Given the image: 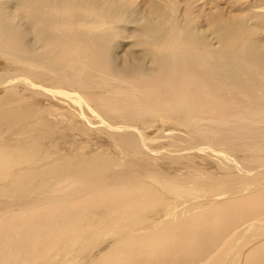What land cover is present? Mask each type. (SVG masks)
Listing matches in <instances>:
<instances>
[{
	"label": "rangeland",
	"instance_id": "obj_1",
	"mask_svg": "<svg viewBox=\"0 0 264 264\" xmlns=\"http://www.w3.org/2000/svg\"><path fill=\"white\" fill-rule=\"evenodd\" d=\"M52 1L46 0L42 7L40 5L32 6L26 0L1 1L5 3L4 6H0V17L2 14L7 15L9 20L3 22L0 18V84L7 82L10 79L9 76L16 69H20L21 66L24 68L29 61L39 66L40 71L46 70L56 75L68 74L70 76L81 71L83 75L80 78H84L83 87L90 92V95L96 97V94L99 95L94 110L107 118L103 122L108 121L105 124L91 118L92 127L95 130H93V134L99 139V146L105 154L112 153L114 157H116L118 149H113L110 144L106 143L105 134L106 132L111 133L106 128L109 125L135 128L146 137L151 136L148 138L155 141H153V147L157 148L161 142V136L166 132L164 130L168 127L158 128L156 126H159V123H156V128L144 130L145 125L155 121L157 116L164 112V109L159 105L162 101L159 94L164 95L166 99L170 95L171 89L169 88L185 85L187 86L185 92L179 87H175L174 92L177 96L183 94L180 95L179 106L172 109V114L179 115L192 108L193 111L189 112L195 129L215 137L212 138L214 146L211 145V149L224 151L227 156L229 155L228 157L232 160L222 154V161L225 164L234 167L248 166L250 172L222 186L229 192L239 194L233 195L232 199L221 201L220 207L216 210L207 208L209 202L205 200L207 196L208 199L211 196L209 193H205L206 190L196 191L198 193L192 192L190 196L184 197L185 202L175 205L171 203L169 196L150 189H148L149 193H143L138 188L123 190L124 192L120 193L113 185L115 182L108 183L110 184L108 186L98 187L99 190L96 193L83 194L68 202H62L69 187H64L65 189L63 186L56 187L52 193L58 196L60 201H57L53 207L44 206L43 209L35 210L31 208L33 205L24 206L21 201L13 204L16 210L20 209L19 211H21L24 207L25 211H21L22 218L19 216L1 221L0 264H23V260H27L25 264H39L40 262V264H83V253H87L92 247L90 244L85 247L80 246L88 236V231L89 233L97 232L104 228L105 230L103 229L102 232L117 234L115 230L120 225L118 224V226L116 223L131 222L134 224L136 221H154L151 220V215L158 209H160L162 217L155 218L156 222L157 220L164 221L163 219L171 221L169 225H165L166 227L157 229L158 232L163 233L159 232L162 235L169 231V226H174L176 229L180 226L181 236V233H186L190 226V228H195L202 224L197 230L202 229L200 234L205 231L204 235L198 243L194 242V244L200 246L201 241L208 244H204L202 249L197 252H202L204 256L198 260L209 259L211 250L217 248V255L225 253L227 258L208 264H226L230 261V258L228 259L230 253L231 264H256V258L264 252V236L261 237L262 239L255 238L248 241L246 247L235 254H233V249L235 243H238L234 240L237 238L236 240L240 241L241 230L243 232L241 228L257 227L264 224V178H261L264 176V168L262 166L259 168L260 163L264 166V0H55V3ZM63 5L69 6V11L64 14L58 13V8ZM42 18L43 22L39 23ZM213 20L216 22L213 23ZM97 26L103 28L99 32H94ZM165 45H170L174 49L172 56H169L168 53L162 55L156 52L157 47L166 48ZM175 49H180L178 54L175 53ZM106 53L111 56V59L104 62L105 59H98L101 54ZM85 54H88L89 58ZM76 55L78 56L76 57ZM97 55L99 56L96 57ZM114 58L123 59V65L120 67L119 62L115 65ZM17 59L19 60L17 61ZM20 59H22V63L18 65ZM128 61L129 63H127ZM110 64L118 70L117 77L121 79L135 73L141 74L140 80H147L139 82L146 86L145 90L139 89L138 83H133L129 92L135 97L132 94L127 96L128 91L126 90H122L121 94L109 93L104 97L107 89H103L99 77L101 79V76L104 78L116 76L115 72L106 67ZM170 68L176 72L171 87L159 81L165 74L172 71ZM159 71L162 72V75ZM99 73L100 75H98ZM24 74L30 77V82L38 84L42 90L58 88L54 82L42 81V78L45 77L41 75L33 77L28 71H24ZM153 80L156 81V90L158 89L156 91L159 96L158 102L148 92L149 84L153 83ZM130 84L132 85V83ZM130 84L125 83L124 85L131 87ZM61 89L73 90V88L65 86H61ZM78 95L81 96L80 93ZM49 96L50 94L42 91L36 100L43 101L44 109L49 107L60 109V106L54 103L55 101L53 102ZM164 98L161 97V99ZM106 99L111 100L114 105L119 107L116 114L111 116L103 113L101 102ZM82 101L79 106L83 110L86 106L93 105L86 103L84 98ZM143 105L147 106L143 108ZM199 105L202 106L201 109H198ZM134 107L138 110L143 108L149 114L145 117L137 115L140 119H136V114L134 115L136 108ZM207 109L210 112H207ZM38 115H40L39 112L34 115V118ZM47 115L45 117L43 114L42 117L48 118L49 125L46 126L48 130L44 131L43 140L39 138V144H45L47 140L50 141L54 137L58 148L45 151L43 149L40 156H43L44 152H49L47 155L52 158L59 156V152L65 155L75 154V156L83 153L79 151L83 145L81 142H86L87 139L79 135L80 130L74 123H71L70 117L58 110L47 112ZM109 116L111 117L108 118ZM197 119L204 121L196 124ZM102 127L104 130L101 129ZM51 130L52 132H50ZM26 131L27 128L24 132ZM50 136L52 137L50 138ZM94 143L93 146L92 144L88 145L91 152L99 150V147H95ZM39 144L38 146H40ZM84 151L90 152L88 149ZM186 151H184L186 158L205 160L203 159L205 155L196 149L191 150V153ZM157 155L159 156L157 160L161 159L165 163L176 162L174 156L169 157L165 153ZM75 156L74 159H76ZM250 156L253 158L250 159ZM233 159L237 161L238 165ZM182 163L189 162L185 160ZM250 167L253 168H251L253 171ZM193 170L194 172L214 171L212 168L206 170L195 168ZM261 171L262 175H260ZM111 172L110 170L108 174L110 175ZM213 174L216 177L220 176L218 173ZM199 176L201 175H198L197 178L200 180ZM214 181L218 182L219 179H214ZM261 181L263 186L259 185ZM218 185L220 184L216 186ZM252 188L256 190L253 191ZM86 191L92 192L93 190ZM196 197L202 199V205L197 204L201 201ZM131 203L140 205L132 207ZM183 204L185 211L180 212L178 207ZM169 215L173 217L170 218ZM214 221L219 222L217 224L220 229H214V232H211L209 231L210 224ZM205 224L209 225L205 226ZM85 226L88 227V230L84 229ZM257 230L256 233H254V229L251 230L252 233L247 231L249 236L254 234L253 237L264 231L260 230L258 233ZM219 231L221 232L219 233ZM66 232H70V235L64 237ZM14 233L19 236L15 238ZM238 233L239 236L236 235ZM12 237L13 239L10 240ZM246 238H241L243 244H246L244 243ZM73 239L77 242H74L77 246L76 252L81 247L74 254L70 250ZM80 239L82 241H79ZM6 243L10 246H8L9 250ZM122 246H125V243ZM213 246L214 248H212ZM204 248H208V250L203 251ZM106 251L108 250L101 252ZM240 253L243 256L240 258H243L242 260L239 259ZM75 254L77 255L75 256ZM26 256L28 258L24 259Z\"/></svg>",
	"mask_w": 264,
	"mask_h": 264
},
{
	"label": "bare ground",
	"instance_id": "obj_2",
	"mask_svg": "<svg viewBox=\"0 0 264 264\" xmlns=\"http://www.w3.org/2000/svg\"><path fill=\"white\" fill-rule=\"evenodd\" d=\"M1 1L2 0H0V6H4L3 4L5 2H1ZM45 1L46 0H26V2L30 3L32 6L40 5V7L43 6ZM52 3H55V0H53ZM69 9H70L69 6L63 5L58 8L57 12L64 14L65 12L69 11ZM0 18L1 21L3 22L9 20V17L4 14H2V17ZM43 18L41 21H39V23L43 22ZM214 22H216V20H213V23ZM102 28H103L102 26H97L95 27L94 32H99L102 30ZM165 46L166 48L163 46L157 47L156 52L162 55L168 53L169 56L170 55L172 56L174 53V49H172L170 45H165ZM179 51L180 49H175L176 54H178ZM146 52L148 53V51ZM85 55L86 57H88V54ZM72 56H74V54H72ZM77 56L78 55H76V57ZM98 56L99 55H97L96 57ZM201 57H205V56H201ZM98 59H105L103 60L104 62L107 59H111V56L108 55V53L101 54L98 57ZM6 60L11 61L10 59H6ZM18 60L19 59H17V61ZM196 60L198 61V59ZM118 62H119L118 65L120 67L124 63L123 59L121 58L113 59V63L115 65H117L116 63ZM21 63H22V59H20L18 65H20ZM127 63H129V61ZM106 67H109V70L115 72L116 76H114L113 78L111 76L105 78L101 76V79L99 77V80L102 81L103 89H107L105 91L107 93L104 94V97L107 96V94L109 93L121 94L122 90L128 91L127 96H129L130 94H132L129 91H131L133 83H138L139 89L145 90L144 87L146 86L143 84H139V82L147 81V80H140L142 78L141 74L135 73L132 76L128 75L125 78L121 79L117 77L118 70H116L115 67L112 66V64ZM170 69L172 70V68ZM24 71L30 72L33 75V77H38L39 75H41L45 77L42 78V81L54 82L57 84L58 88L42 90L38 84L29 81L30 77L25 75ZM175 71H177V69H175ZM100 73L98 75H100ZM160 73L162 75V72ZM81 75H83L81 71H79L78 73H73L70 76L68 74L56 75L46 70L40 71L39 66L35 65L32 61H29L26 63L24 68L21 66L20 69L19 68L16 69L14 73H12L9 76L10 79H8L7 82L0 84V89H1L0 92V224L3 219L6 218L14 219L22 215L21 211L22 210L25 211V208L23 207L21 211H19L20 209L16 210L13 205L18 201L19 202L21 201L22 204L24 203V206L33 205L31 208L35 210H37V208L43 209L44 206L53 207L55 203L60 200H58L59 199L58 196L54 195L52 191L56 187H60V186H63V189H65L64 187L67 188L69 187V190L65 192V197L63 198L64 201L62 202H68L69 200L75 197H79L83 194L96 193L99 190L98 187L108 186L110 185L108 184L110 182L112 183L115 182V184L113 185L116 189H118L120 193H123L124 192L123 190L126 191L127 189H137V188L140 189L139 191L143 193L145 192L149 193L148 189H150L158 193L165 194L166 196H169L170 198L169 200L171 201V203L175 205L185 202L184 197L190 196L192 192H196L198 190H200L199 192H201L206 190L205 193H209V195L211 196V198L208 199V196L204 194L205 196H207V199L205 201L208 200L209 206L207 208L210 210L218 209L220 207L221 201L232 199L233 195L239 194L235 192H229L222 186H225L230 181H235L239 179L240 176L247 175L250 172L249 167L238 165L235 159L233 160L240 167L230 166L229 164H225L222 161L223 160L222 154L226 155V153L224 151H215L214 149H211V147L214 146L213 145L214 140L212 138L215 137H213V135L209 133L198 132V130H196L194 125L192 124V121L190 119V115H191L190 112L193 111L192 108H190L189 110L190 112L189 111H184L182 113L179 112L180 113L179 115L172 114L173 113L172 109L175 106H179L181 102L180 95L183 94L181 93L179 96H177L174 92L175 87L176 88L179 87V89L184 91L185 89H187V86L177 85L174 86L173 88H169L171 89L170 93L168 92L170 95L166 99L164 98L165 97L164 95L159 94L161 97L164 98L161 99L160 97V100L162 101L159 103L160 107L164 109V112L160 116H157L158 118L155 121L146 124L144 128V130L145 129L149 130L155 127L156 123H159L158 124L159 126H156L158 128L160 127L165 129V127H168V129L166 130L163 129L166 132L163 134V136H161L160 139L161 142H159L160 144L158 143L159 146L157 145V148L153 147L154 140L152 138H148L151 136L146 137L145 135H143V133L139 132V130L135 128L126 127L122 125H116V127H112L111 125H109L106 128V130L111 131V133L106 132L105 137L107 138L106 143H108V145L110 144V146L113 149H118V153L115 151L116 157H114L112 153L111 154L107 153L108 155L105 154L104 150L101 149V147L99 146L100 143L99 139L95 137L96 136L95 134H93L94 128L92 127L93 122L91 118L100 120V122L105 124L108 123V121L103 122V120H106L107 118L94 110V106H96L98 103L97 97L99 95L96 94L97 97L92 94L90 95V92L83 87L84 78L83 77L80 78ZM174 76H176V72H173L172 70L171 72L165 74L164 77L161 76L163 78H161L159 81H162L163 84L165 85L167 84V86L171 87L173 86L172 79ZM153 81H154L153 83L149 84L150 89L148 92L158 102L159 96L157 95L158 93L156 94V91H158V89L156 90V85H155L156 81L155 80ZM125 83H129V84L132 83V85L130 84L131 87H128L127 85V87L129 88L128 89L127 87H125L124 85ZM61 86H65L67 88H73V90L71 89L62 90ZM113 88H115L114 91H112ZM147 88H149V86H147ZM42 91H44L48 95L50 94L51 96V97L49 96L50 99H52L53 102L55 101L54 103L59 105L60 109H53L51 107L44 109L45 107L42 106L43 101L36 100L37 96H39L40 93H42ZM78 93H80L81 96H79ZM132 96L134 95L132 94ZM82 98L85 99L86 103L93 105L86 106L84 110L81 109L79 104L83 102ZM101 106H102L101 109L104 111L103 113L111 116L116 114L119 110V107L114 105L112 101L109 99L102 101ZM146 106L147 105H143L142 107L145 108ZM187 107L189 108V106ZM143 108L142 110H138L137 108L135 109L134 115L136 114V119H140L139 117H137V115H141V116L143 115L145 117L147 114H149ZM193 108L196 109V107ZM201 108L202 106L199 105L198 109ZM209 108L212 109V107ZM52 110L54 112L57 110L63 111L65 114H67V116L70 117L71 123H74L75 126L80 130L79 135L84 136L87 139V141L85 140L86 142L84 141L83 143L81 142V144L83 145L82 146L80 145L81 147L79 151L83 153L80 152L81 154L79 156H75V154H71V155L70 154L65 155L64 153L60 154V152L58 153L59 156L53 158L47 155L49 152H44L43 156H40L43 149L45 151L46 149L56 150L58 148L57 143L54 137L52 136H50V138L52 137L50 141L47 140V143H45L46 145L39 144V138L43 140L42 136L44 134V131L48 130V128L46 127L49 125V123L47 122L48 118L46 119L45 117L47 115V112H50ZM37 112H39L40 115L34 118V115ZM207 112H210L209 109H207ZM43 114L45 115V117H42ZM111 116H109L108 118H110ZM201 121L204 120L197 119L195 123L198 124ZM25 128H27L26 132H24ZM103 128L104 127H102L101 129L104 130ZM50 132H52V130ZM93 143L95 144V147L97 146L99 147V150L97 152H91V148H88V145L91 146L92 144L93 146ZM38 144L40 146H38ZM61 148H59V150ZM85 149H88L90 152H85L84 151ZM195 149L198 150L203 155H205V157L203 158L205 160L197 159V158H186L184 156L185 155L184 151L190 150L189 152L191 153ZM256 152L257 150L255 151V153ZM162 153H165V155H169V157L174 156L175 158L174 160H176V162L165 163L164 161H161V159L157 160V158H159L157 154H162ZM74 156L76 157V159H74ZM251 157L252 156H250V159ZM248 158L249 156L246 159L245 158L244 159L247 161ZM181 160L182 161L186 160L189 163H182ZM241 161L244 162V160ZM240 163L243 164L242 162ZM210 164L212 165L210 166ZM259 165H260L259 168L261 166L264 168L262 163H260ZM195 168H202L203 170H206L207 168L209 169L212 168L214 169V171H211L212 173L194 172L193 169ZM251 168L252 167H250V169ZM110 170L112 171L111 172L112 174L110 173L109 175L108 172ZM213 173L215 174L218 173L220 174V176L216 177ZM260 173H261L260 175H262L264 172L262 173L261 171ZM198 175H201L199 176L200 180L199 178H197ZM261 178H264V176ZM214 179H219V181L215 182ZM93 184L96 185L93 186ZM217 184L220 185L216 186ZM259 185H262V181L261 184ZM85 189L93 190V191L87 192ZM255 190L253 189V191ZM196 198L199 199V197ZM28 199L30 200L28 201ZM201 200L199 199V201ZM197 204L202 205V201L200 203L198 202ZM133 205H140V204L131 203L132 207ZM194 205L195 203L193 204V206ZM164 208L166 209L165 206ZM184 209H185L184 204L178 207V210L180 212H182ZM159 210L160 209L154 211V213L151 215L152 218L151 220L154 221H136L134 224H132L131 222L125 224L116 223L117 225L118 224L120 225V226L118 225L119 228L115 230L117 234L109 233V232L106 233L105 231L102 232L104 228L103 229L101 228L102 229L101 231L96 230L97 232L92 231L89 233L88 231L87 234L88 236H86L85 241H82V239L79 240L82 241V244H80L81 247H85L87 244L92 245L91 249L88 250L87 253H83L84 254L83 264H196L197 262L199 264H208L209 262L216 263L219 261V259L224 260L225 258H227V255H225V253H221L217 255V248H214L215 245L213 244L214 246L212 248L214 249L211 250L209 254L211 256L210 257L207 256L209 259L198 260L204 258V256L202 252L201 253H197V252L200 251L204 246V244L207 243V242L202 243L201 241L200 246H196L194 244V242L198 243L199 239H201L202 235H204L205 231H203V234H200V231L202 229L197 230V228L200 227L202 224L197 227L195 226L196 230L195 228H190L191 227L190 226L186 230V233L184 234L181 233V236L179 233L180 226L179 227L177 226L178 227L177 229L174 226L172 227L169 226V231L165 235H162L163 233L159 231L160 233H162L160 234L157 229H159V227H164L165 225H169V222L171 221H167L168 219H163L164 221L157 220L156 222L155 218L160 216L162 217L161 211ZM169 217L171 218L173 216L169 215ZM19 218L22 217L20 216ZM100 223H104V222H100ZM217 223L219 222L216 221L212 222L210 224L212 227L210 226L209 231L214 232V229H220ZM206 225L207 224H205V226ZM87 226L84 227L85 230L88 228ZM99 226L101 225L99 224ZM253 227L254 226H248V228L245 227L241 228L243 229V232L240 229L241 238L243 239L246 237H250V238H246V240H244V243L246 244H243L241 242V240L243 239L240 238V241H238L236 240L237 239L236 238L234 241L238 243L237 244L235 243L234 245L233 254L245 248L246 245L248 244V241L253 240L255 238L260 239L261 237L264 236V231L260 235H256L253 237L254 234H251V236H249L250 234L248 231L252 233L253 231L251 232V230L254 229L255 230L254 233H256V230L258 229L257 232L259 233L260 230H264V224L254 228ZM221 231H219V233ZM69 233L66 232V236L64 237L70 235ZM246 233H248V235H246ZM14 235L15 238L19 236L16 235V233H14ZM236 235L239 236V233ZM230 238L232 240V237ZM12 239L13 237L10 240ZM74 242H76V240L73 239L71 241V243H73L71 244L72 249L70 248L73 254L74 252L77 253L81 248L80 247L76 252L77 242L76 243ZM122 242L125 243V246H122L123 245ZM7 243L5 245L9 250L10 246L7 245ZM36 246L34 247L35 250L37 249ZM104 250H108V251L101 252ZM207 250L208 248L206 249L204 248L203 251H207ZM230 254L228 255V259L230 258V261L228 263L226 262V264H231L232 256L229 257ZM76 255L77 254H75V256ZM241 257L243 256L240 253L239 259ZM27 258L28 256H26L24 259ZM256 259H257L256 264H264V252L263 254L258 255ZM22 263L23 264L27 263V260H23Z\"/></svg>",
	"mask_w": 264,
	"mask_h": 264
}]
</instances>
